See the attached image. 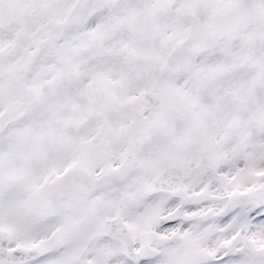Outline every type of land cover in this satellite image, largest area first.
<instances>
[{
	"label": "snow or ice",
	"instance_id": "snow-or-ice-1",
	"mask_svg": "<svg viewBox=\"0 0 264 264\" xmlns=\"http://www.w3.org/2000/svg\"><path fill=\"white\" fill-rule=\"evenodd\" d=\"M0 264H264V0H0Z\"/></svg>",
	"mask_w": 264,
	"mask_h": 264
}]
</instances>
